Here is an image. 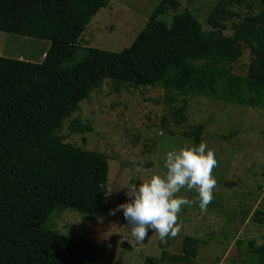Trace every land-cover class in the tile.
<instances>
[{
    "label": "trees",
    "instance_id": "16d2710c",
    "mask_svg": "<svg viewBox=\"0 0 264 264\" xmlns=\"http://www.w3.org/2000/svg\"><path fill=\"white\" fill-rule=\"evenodd\" d=\"M109 1L0 0V31L51 42L40 62L0 56V264H92L102 249L86 236L38 224L30 214L40 207L47 215L72 208L87 219L108 213V157L59 134L105 79L116 92L163 87L176 126L187 121V99L177 107L175 96L216 98L219 86L227 101L264 107V0H218L206 27L191 11L180 10L179 0H160L128 47L78 46L91 18ZM80 49L82 58L65 66ZM245 50L250 62L241 74ZM69 127L76 134L92 129L78 118ZM203 128L197 124L183 136L199 144ZM198 242L185 236L181 253L163 249L162 258L191 263ZM246 247L264 264V234L260 244L250 240ZM155 263L147 257L142 264Z\"/></svg>",
    "mask_w": 264,
    "mask_h": 264
},
{
    "label": "rangeland",
    "instance_id": "374dc122",
    "mask_svg": "<svg viewBox=\"0 0 264 264\" xmlns=\"http://www.w3.org/2000/svg\"><path fill=\"white\" fill-rule=\"evenodd\" d=\"M159 1L110 0L91 18L78 46L110 51L128 47ZM179 1L180 10L191 11L206 27V18L218 0ZM50 45L45 39L0 31L2 57L40 62ZM82 56L80 49L65 66L77 63ZM249 62L250 54L245 50L239 73L245 72ZM218 92L216 98L175 96L172 105L177 107L183 105V98L187 99V121L176 126L169 113L171 103H165L170 93L163 87H121L116 92L105 79L65 120L59 134L66 142L108 157V213L87 219L72 208L59 207L47 215V210L40 207L31 212L30 219L61 234L86 236L101 246L92 264H142L147 257L155 264H258L246 246L250 240L260 244L264 234V107L227 101L221 86ZM245 97L249 95L245 93ZM77 118L89 123L91 131L72 133L69 126ZM197 124H203L201 142L214 151L217 160L212 171L217 181L214 199L202 212L196 192L182 190L180 195L194 203L178 215L180 233L162 242L153 231L143 243H137L125 235L129 227L118 205L128 199L125 193L129 185L166 173V154L193 142L183 132ZM185 236L199 240L197 256L191 263L162 258L163 249L168 255L181 253Z\"/></svg>",
    "mask_w": 264,
    "mask_h": 264
},
{
    "label": "clouds",
    "instance_id": "9594fccd",
    "mask_svg": "<svg viewBox=\"0 0 264 264\" xmlns=\"http://www.w3.org/2000/svg\"><path fill=\"white\" fill-rule=\"evenodd\" d=\"M216 166L215 153L205 142H190L169 151L164 161L166 173L129 185L125 193L128 199L118 205L129 227L125 235L137 243H143L153 231L162 242L176 237L181 231L178 215L194 203L180 193L195 191L200 210L206 211L214 199L217 181L212 171Z\"/></svg>",
    "mask_w": 264,
    "mask_h": 264
}]
</instances>
